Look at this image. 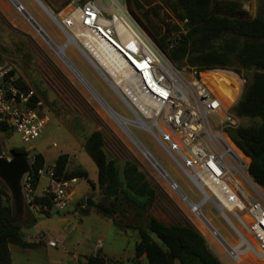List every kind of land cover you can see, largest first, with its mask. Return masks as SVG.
<instances>
[{"label": "rangeland", "instance_id": "rangeland-1", "mask_svg": "<svg viewBox=\"0 0 264 264\" xmlns=\"http://www.w3.org/2000/svg\"><path fill=\"white\" fill-rule=\"evenodd\" d=\"M18 1L54 45H64L68 39L67 35L36 0ZM40 1L61 21L69 15L74 3L83 0ZM118 1L124 4L141 28L156 41L175 68L187 76L186 69L189 66L184 61L172 62L168 56L170 48L160 41L163 35L169 36L175 31H184L182 35L188 33V28L182 25L183 21L179 18L180 11L174 1ZM101 3L114 13L123 16L110 0H101ZM211 7L214 17L252 19L256 16H264V0H212ZM71 21L70 29L66 27V30L75 33L79 30V26L75 20L71 19ZM127 22L138 33L136 27L129 20ZM219 43V40L214 41L215 46ZM63 54L89 83L110 112L113 110L128 119L135 118L81 51L73 44H68ZM0 62H8L14 67L20 81L27 88L32 89L36 97L42 101V109L49 119L40 136L30 143L23 142L19 132L0 128V157L10 159L14 154L12 150L20 148L27 152L25 156L30 165L35 153H41L44 157V167L39 174L38 183L36 182V190L33 194H26L22 189V198L17 205L14 204L10 189L1 177L0 183L6 187L14 210V220L21 225L25 238L34 235L32 241H39V245H46L47 240L53 238L59 240L58 246L49 250H22L16 245H11V264H72L73 254L85 260L87 255L97 252L113 261L129 260L130 264L138 261V264L145 263L144 256L137 259L134 257V243L138 240L136 227L140 225V221L133 217L134 209L123 204L117 206L112 218L104 215L111 199L106 200L101 194L96 183V165L84 151V141L94 130L102 132L106 155L115 160L118 169L123 167L125 161L135 163L155 188V198L147 214L166 224L182 223L194 226L192 223L194 222L200 228L199 222L195 220L188 206L157 176L156 169L143 155L140 147L128 139L116 119L105 111L100 102L58 56L53 46L34 29L22 11L16 9L12 0H0ZM210 70L223 72L238 82V96L235 102L255 72L253 68L241 69L237 73L231 69ZM248 123V119H240V125ZM128 128L164 171L176 181L181 191L192 202H199L201 195L198 190L154 138L135 126L130 125ZM59 154H67L65 167L67 171L85 169L93 185L83 178H76L69 184L67 205L61 210L53 206L48 208L31 203L34 196L46 194L45 191L56 188L57 181L50 173ZM23 177L20 181L21 187ZM86 198L99 204L104 211L86 206ZM120 208L125 209L124 215L120 213ZM201 211L226 240L235 242V235L216 209L210 204H204ZM33 217L35 221L28 227ZM37 219L38 222L35 224ZM118 226L121 230L117 229ZM203 232L204 234H201L206 236L211 250L221 255L223 264H264L257 262L251 256H247L239 263L235 262L223 251L217 241L212 240L207 231L203 230ZM99 240L102 241L101 246L98 245ZM173 264L181 263L175 260Z\"/></svg>", "mask_w": 264, "mask_h": 264}, {"label": "built area", "instance_id": "built-area-1", "mask_svg": "<svg viewBox=\"0 0 264 264\" xmlns=\"http://www.w3.org/2000/svg\"><path fill=\"white\" fill-rule=\"evenodd\" d=\"M12 1L18 11H23L18 0ZM110 1L123 16L105 7L101 0H83L72 5L66 17L69 21L65 22V18L60 21L54 15L53 20L67 36L72 34L66 30V27L70 29L71 19L77 22L82 33L73 46L87 57L135 116L128 119L111 110L123 120L121 130L140 147L156 169L157 176L188 206L200 224L199 228L192 222L195 228L202 234L203 230L207 231L235 262L246 259L247 256H243L247 253L257 262H264V188L249 174L250 158L231 137L240 125V118L232 111L238 90L233 101L225 105L203 77V73L213 70L188 67V75L182 74L124 4L118 0ZM185 23L186 18L182 25ZM183 32L175 31L167 36V46L173 47ZM42 108V101L32 89L18 85L14 67L8 62H0V125H4L5 130L19 132L23 142H33L49 121ZM130 125L154 138L198 190L199 202H192L181 191L176 181L131 133ZM29 170L23 175L22 189L26 194H33L35 185ZM75 180L56 182L54 190L45 191L54 194L53 207L65 208L69 184ZM204 204L216 209L235 235V242L226 240L203 215L201 207ZM58 243L59 240L53 238L47 240L46 245L55 248ZM98 245L101 246L102 241L99 240ZM77 256H71L72 264L86 263Z\"/></svg>", "mask_w": 264, "mask_h": 264}, {"label": "trees", "instance_id": "trees-1", "mask_svg": "<svg viewBox=\"0 0 264 264\" xmlns=\"http://www.w3.org/2000/svg\"><path fill=\"white\" fill-rule=\"evenodd\" d=\"M173 1L179 8L181 21L187 19L184 26L188 28V33L182 35L169 49L168 56L172 62L184 61L189 67H196L200 71L214 68L231 69L236 73L241 69L255 70L232 109L236 116L248 119L249 123L239 125L231 137L250 158L249 174L264 188V16L252 19L214 17L212 0ZM166 38L167 34L160 41L166 44ZM216 40L220 41L217 46L214 45ZM18 85L27 88L19 78ZM0 128L4 130L5 126L0 125ZM84 151L96 165V183L101 194L104 199H111L104 215L112 218L117 206L124 204L134 209L133 217L140 221L136 227L138 240L134 243L136 259L144 256V264H173L175 260L181 264H222L194 226L166 224L147 214L155 198V188L135 163L125 161L123 167L118 169L115 160L106 155L102 132L94 130L89 133L84 141ZM12 152L27 155L22 148L13 149ZM66 163L67 154H59L50 173L54 180L60 182L83 178L93 185L85 169L67 171ZM43 167V155L35 153L29 170L34 185L40 176L38 171ZM53 196L52 192L36 195L31 203L49 208L53 206ZM120 213L124 215L125 209L120 208ZM34 221L33 217L28 227ZM113 224L117 227L115 222ZM117 229L121 230L119 226ZM10 244L20 248H35L39 241H29L23 236L21 225L14 220V210L6 187L0 183V264L10 263ZM85 261V264L131 262L113 261L99 252L87 255Z\"/></svg>", "mask_w": 264, "mask_h": 264}, {"label": "water", "instance_id": "water-1", "mask_svg": "<svg viewBox=\"0 0 264 264\" xmlns=\"http://www.w3.org/2000/svg\"><path fill=\"white\" fill-rule=\"evenodd\" d=\"M37 2L41 5V7L44 10L47 11V13L50 15V17L55 20L54 16L52 15V13H50L48 11L46 6L40 0H37ZM22 13L26 17V19L30 22V24L34 27V29L50 45L55 47V45L50 40V38L40 28V26L34 21V19L28 14V12L23 9ZM57 25L59 27H61L60 24H57ZM61 29H62V27H61ZM64 58H65V56H64ZM67 61H69V60H67ZM70 65L72 66L71 63H70ZM74 70H76V69L74 68ZM77 73L80 75V73L78 71H77ZM81 79L84 80L82 75H81ZM29 169H30V164L28 162V159L25 155H23L21 153H14L10 159L5 158V157H0V177L4 180V182L6 183L8 188L10 189L11 196H12V199L14 200L15 205H17L22 198V187L20 185L21 178H22L23 174L26 173ZM85 205L86 206H93L94 208H96L100 211H104V209L99 204L95 203L90 198H86Z\"/></svg>", "mask_w": 264, "mask_h": 264}, {"label": "bare ground", "instance_id": "bare-ground-1", "mask_svg": "<svg viewBox=\"0 0 264 264\" xmlns=\"http://www.w3.org/2000/svg\"><path fill=\"white\" fill-rule=\"evenodd\" d=\"M49 11V10H48ZM50 12V11H49ZM51 13V12H50ZM64 14V13H63ZM53 15V14H52ZM69 21V18H65V22ZM72 22V21H71ZM69 29V28H68ZM82 31L77 30L75 33L72 32V34L68 35V39L64 43V45H57L54 48L58 56L65 62V64L71 69V71L82 81V83L85 85V87L90 91V93L100 102L102 107L105 109V111L109 112L112 117H114L117 121V123L120 126H123V120L121 117L115 115L114 113L110 112V109L105 105V103L98 97V95L95 93L93 88L89 85V83L86 80L81 79V75L77 73L76 70H74L73 66L70 65V61H67L64 58V48L68 44L74 45V40H77V37L80 36ZM70 42V43H69ZM203 77L206 79V81L212 85L213 88L218 92V95L222 98L225 105H228V103L232 102L235 96L237 95L238 90V82L231 76H227L223 72H205L203 73ZM249 256V254H245L243 257ZM238 261L237 263H239Z\"/></svg>", "mask_w": 264, "mask_h": 264}, {"label": "crops", "instance_id": "crops-1", "mask_svg": "<svg viewBox=\"0 0 264 264\" xmlns=\"http://www.w3.org/2000/svg\"><path fill=\"white\" fill-rule=\"evenodd\" d=\"M37 1V0H36ZM45 12L47 13V11L45 10ZM48 14V13H47ZM49 15V14H48ZM50 16V15H49ZM96 170H97V168H96ZM96 177H97V171H96ZM38 183V182H37ZM55 182H53V184H54ZM36 187H37V184H36V186H35V190H36ZM38 222V219L36 220V222H35V224ZM211 236V235H210ZM33 237H34V235H30L29 236V238H26L27 240H29V241H31L32 239H33ZM204 238H205V240H206V243H207V245H208V248L211 250V248H210V246H209V241L207 240V238H206V236H203ZM211 238H212V240L214 239L212 236H211ZM15 246V245H14ZM10 247H11V244L9 245V251H10ZM20 248V247H19ZM51 247H48V246H46V245H38L37 247H35V248H21L22 250L23 249H32V250H49ZM212 251V250H211ZM222 252V251H221ZM212 253L219 259V261L223 264V262H222V260H221V255H217V254H215L213 251H212ZM11 258H10V263L9 264H11Z\"/></svg>", "mask_w": 264, "mask_h": 264}]
</instances>
